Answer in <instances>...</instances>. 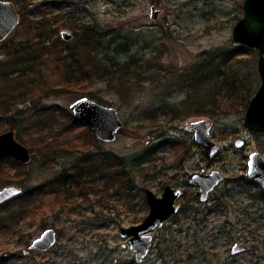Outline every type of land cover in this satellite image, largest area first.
Masks as SVG:
<instances>
[{"label": "rangeland", "instance_id": "1", "mask_svg": "<svg viewBox=\"0 0 264 264\" xmlns=\"http://www.w3.org/2000/svg\"><path fill=\"white\" fill-rule=\"evenodd\" d=\"M4 1L14 3L20 23L0 43V135L13 131L35 159L27 166L5 160L0 191L38 186L71 167L81 151L89 152L92 173L85 188L73 184L67 193L1 210L14 219L0 226V264H264V190L245 178L250 154L264 156V132L245 126L261 84L259 51L233 39L244 0ZM43 17L45 40L56 53L39 57L41 30L31 28ZM64 31L72 40L62 38ZM28 40L32 45L22 47ZM60 52L76 62L71 87ZM85 97L117 110L123 127L114 142L97 144L90 128H71L59 113L32 115L35 107L52 105L72 112ZM200 120L216 143L214 157L188 128ZM46 140L53 143L49 162ZM99 151L140 163L135 177L143 190L122 211L113 206L112 188L94 185L102 175ZM215 170L224 181L202 202L188 177ZM167 186L184 192L180 210L153 232L150 254L137 263L120 231L149 214L146 190L160 197ZM22 208L29 210L18 220ZM46 229L57 232L56 244L30 250ZM236 245L244 251L233 254Z\"/></svg>", "mask_w": 264, "mask_h": 264}, {"label": "water", "instance_id": "2", "mask_svg": "<svg viewBox=\"0 0 264 264\" xmlns=\"http://www.w3.org/2000/svg\"><path fill=\"white\" fill-rule=\"evenodd\" d=\"M244 17L239 19L233 27V39L235 42L259 51L258 71L261 84L250 101L245 115V126L254 132H264V0H244ZM152 18L156 19L159 11L154 7L151 9ZM20 23L18 14L13 2L0 0V43ZM62 38L70 41L73 35L69 32H62ZM70 109L85 126L90 128L99 141L112 143L116 140L118 132L123 123L114 107H108L90 98L76 100ZM190 130L194 131L195 142L210 149V157H214L218 151L216 143L211 137L210 128L206 120L193 122ZM242 141L237 142L241 146ZM13 157L24 165L32 161L31 151L18 142L13 131L0 135V158ZM248 170L245 178L259 184L264 190V156L255 151L249 156ZM224 181V176L218 170L210 174L194 172L189 175L190 185L199 188L200 200L206 202L217 186ZM22 190L18 187H6L0 191V205L20 195ZM183 196L179 188L165 187L163 194L159 197L151 190H146V200L150 212L143 222L130 227H123L120 231L121 238L127 240L130 250L135 254L136 262L141 263L151 252L153 246V232L162 228L165 222L180 210L177 201ZM57 242V232L54 229H46L39 238L30 245V250L39 252L49 251ZM244 247L236 245L232 253H240Z\"/></svg>", "mask_w": 264, "mask_h": 264}, {"label": "trees", "instance_id": "3", "mask_svg": "<svg viewBox=\"0 0 264 264\" xmlns=\"http://www.w3.org/2000/svg\"><path fill=\"white\" fill-rule=\"evenodd\" d=\"M38 7H36L34 10H37ZM39 29L41 32H36L38 36H36V43H35V51L38 54L39 57L42 55H48V53H56V50H54V47H49V41H46V31L47 29V22L45 20V17H43L40 21L36 22L34 26L31 29ZM7 41H3V43H6ZM32 45V42L28 40L25 44H23L22 47L27 48ZM31 51V48H30ZM60 56L57 57V61L60 64L59 67H62V69L65 70V73L67 75V86L71 87L73 86V79L72 74L76 72V68L74 67V64L76 63L74 60L68 61L69 56H63V53H59ZM37 56V57H38ZM71 58V57H70ZM73 59V58H72ZM77 82V81H75ZM50 93H56L55 90H51ZM23 113V112H22ZM47 113H59L60 115L64 116L71 122V128H79L83 123L73 115L72 112L66 111L64 109H61L59 106L52 105V106H42L41 108L35 107L32 109V115H38L39 114H47ZM89 129V128H88ZM90 130V129H89ZM49 137H52L51 134L48 135ZM95 142L99 144V140L95 139ZM52 142H49L46 140L44 150L46 151L43 155L45 156V160L49 162L48 156L50 154V151L52 149L51 145ZM100 150V146H97ZM61 150V148L59 149ZM56 155L58 152H54ZM81 154H84L83 157H79L76 159L74 164L71 167L64 168L61 171H58L52 178L45 179L43 182H41L38 186H35L31 189L29 187L22 191V193L6 202L0 205V211L4 210L7 206H9L13 202H19L20 204H24L25 207L30 203V201L34 198V196L42 195V194H61L63 192L67 193L68 191L65 190L66 188L69 189L71 185L75 184L77 186H80L82 188L86 187L87 182L84 181L86 176L92 173V166L89 165L90 161L87 160L89 157V152H80ZM48 155V156H47ZM98 156H100V165L97 172L101 173V177L97 178L95 180L94 185H100L101 183L104 185L103 190H108L112 188V198H114V208L118 211H122L123 209L128 208V205H130L131 202L136 200L137 191L143 190L138 189L136 186L137 180L135 177V170L140 166L139 162L127 161L124 158H120L114 154L99 151ZM35 158H32V161ZM5 160H11L15 165L18 166H27L22 164L17 159H11L10 157H3L0 158V172L4 170L3 163H5ZM111 184V185H110ZM251 184V183H248ZM102 185V186H103ZM85 192V190H83ZM88 193V192H86ZM29 208H22V210L15 215L17 216L18 220H21L25 217V214L23 216L24 211L28 212ZM5 211V210H4ZM120 213V212H119ZM11 219H14V215H11L9 217L0 216V226L7 227L9 224V221ZM130 264V263H128ZM132 264V263H131Z\"/></svg>", "mask_w": 264, "mask_h": 264}, {"label": "flooded vegetation", "instance_id": "4", "mask_svg": "<svg viewBox=\"0 0 264 264\" xmlns=\"http://www.w3.org/2000/svg\"><path fill=\"white\" fill-rule=\"evenodd\" d=\"M183 196H184V192H183ZM183 196H182V197H183ZM177 205H178V204H177Z\"/></svg>", "mask_w": 264, "mask_h": 264}]
</instances>
